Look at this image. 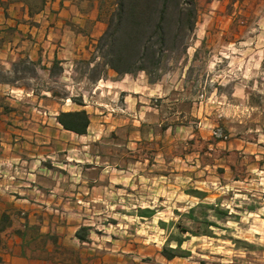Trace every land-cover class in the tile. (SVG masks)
<instances>
[{
	"label": "rangeland",
	"instance_id": "374dc122",
	"mask_svg": "<svg viewBox=\"0 0 264 264\" xmlns=\"http://www.w3.org/2000/svg\"><path fill=\"white\" fill-rule=\"evenodd\" d=\"M196 3L185 51L150 77L117 75L97 44L66 73L35 76L41 114L88 118L84 136L56 134L61 151L41 165L77 185L66 193L80 194L86 217L73 222L96 243L134 244L137 259L159 264L180 239L200 264H264V0ZM20 175L0 165L2 190Z\"/></svg>",
	"mask_w": 264,
	"mask_h": 264
},
{
	"label": "crops",
	"instance_id": "0c3cea01",
	"mask_svg": "<svg viewBox=\"0 0 264 264\" xmlns=\"http://www.w3.org/2000/svg\"><path fill=\"white\" fill-rule=\"evenodd\" d=\"M115 2L0 0V165L21 171L9 192L0 182V264H151L136 258L134 244L121 249L96 243L88 234L85 241L77 239L81 226L73 221L86 217L76 207L83 202L80 194L66 193L77 185L46 176L41 165L61 151L56 134L73 132L57 122L68 110L41 114L34 78L41 70L50 75L55 66L66 73L73 61L89 59ZM22 67L33 73L26 79L35 83L30 88L23 84ZM159 253V264H200L190 260L189 250L171 260Z\"/></svg>",
	"mask_w": 264,
	"mask_h": 264
},
{
	"label": "trees",
	"instance_id": "16d2710c",
	"mask_svg": "<svg viewBox=\"0 0 264 264\" xmlns=\"http://www.w3.org/2000/svg\"><path fill=\"white\" fill-rule=\"evenodd\" d=\"M115 5L97 42V52L106 68L117 75L140 71L150 77L159 71L164 55L185 51L186 38L197 20L196 0H116ZM57 122L64 130L78 135H84L88 127L84 111L60 113ZM191 193L201 195L197 191ZM87 230L81 227L76 232L77 239L85 241ZM180 245L179 239L176 248H163L161 255L167 260L182 255L185 252H178Z\"/></svg>",
	"mask_w": 264,
	"mask_h": 264
}]
</instances>
